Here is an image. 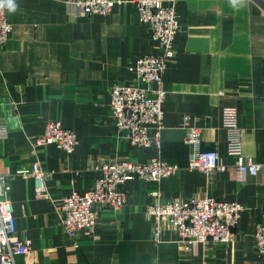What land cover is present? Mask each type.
Masks as SVG:
<instances>
[{
    "label": "crops",
    "instance_id": "0c3cea01",
    "mask_svg": "<svg viewBox=\"0 0 264 264\" xmlns=\"http://www.w3.org/2000/svg\"><path fill=\"white\" fill-rule=\"evenodd\" d=\"M120 1L106 16L82 15L65 0H15V12L5 7L13 33L0 48V129L7 128V137L0 138V168L11 186L17 235L32 244L16 264H264L254 238L256 225L264 223V0L237 7L230 0H177L180 29L163 75L160 149L132 145L112 116V86L154 88L135 82L129 67L143 55L161 53L135 5ZM225 107H237L244 154L261 164L256 177L239 181L228 170L186 168L160 181L136 177L125 186L121 211L96 207L97 240L82 235L75 244L67 237L56 204L91 189L100 163L161 157L188 164L181 125L186 115L202 130V148L215 150L220 165L233 166L222 125ZM50 120L76 133L74 154L38 145ZM35 161L48 175L50 199L37 198L34 179L20 175ZM155 193L164 200L208 194L243 204L234 241L189 246L165 229L155 242L146 213Z\"/></svg>",
    "mask_w": 264,
    "mask_h": 264
},
{
    "label": "built area",
    "instance_id": "2783aa9c",
    "mask_svg": "<svg viewBox=\"0 0 264 264\" xmlns=\"http://www.w3.org/2000/svg\"><path fill=\"white\" fill-rule=\"evenodd\" d=\"M79 8L82 15H109L120 0H65ZM138 9L140 23L150 34L161 53L143 55L134 66L129 67L135 75V82L152 85L151 90L135 85L114 84L111 88V112L116 126L125 131L132 145L140 148H161V133L164 129V110L167 91L163 75L174 57V39L180 29L175 7L177 0H129ZM13 28L5 8L0 9V48L10 39ZM237 107H225L222 111V125L227 133V153L234 158L233 166L219 164L215 150L202 148V130L190 124L186 115L182 127L186 130L183 143L189 148V161L186 166L151 158L144 163L127 159H114L95 167L97 177L94 186L85 193L73 192L56 204L67 237L75 244L82 235L97 240L96 225L98 205L113 211H121L127 202L125 186L134 178L146 181H160L175 175L182 168L208 173L214 169L230 171L239 181L249 175L258 174L261 164L244 154L243 139L238 124ZM7 137V128L0 129V138ZM38 145L53 144L67 156L74 154L78 145L76 133L65 127L59 120L47 121ZM20 175L34 179L37 198L50 199L46 187L48 177L40 163L35 161L31 170H22ZM9 180L0 168V264H16L19 256L31 253V241L17 235L14 206L8 198ZM264 192V188H263ZM155 201L148 205L147 216L153 221V240L160 243L165 229L175 232L177 239L185 245H197L208 241L231 243L234 229L244 205L212 198L206 194L188 201L164 200L155 193ZM264 219V205L261 209ZM254 238L260 259L264 262V223L256 225Z\"/></svg>",
    "mask_w": 264,
    "mask_h": 264
},
{
    "label": "clouds",
    "instance_id": "9594fccd",
    "mask_svg": "<svg viewBox=\"0 0 264 264\" xmlns=\"http://www.w3.org/2000/svg\"><path fill=\"white\" fill-rule=\"evenodd\" d=\"M230 3L233 7L243 6L245 0H230ZM7 8L11 12H15L18 8L15 0H0V9Z\"/></svg>",
    "mask_w": 264,
    "mask_h": 264
}]
</instances>
